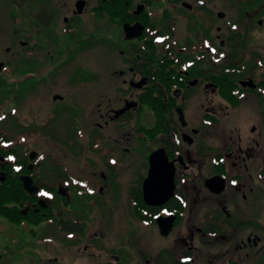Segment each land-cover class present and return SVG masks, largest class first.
Listing matches in <instances>:
<instances>
[{
    "label": "flooded vegetation",
    "instance_id": "obj_1",
    "mask_svg": "<svg viewBox=\"0 0 264 264\" xmlns=\"http://www.w3.org/2000/svg\"><path fill=\"white\" fill-rule=\"evenodd\" d=\"M60 1L39 0L30 32L23 14L13 16L19 28L0 38V183L17 179L38 202L29 206L55 214L48 223L75 237L56 234L74 248L71 264H126L103 228L86 234L78 222L95 207L97 223L114 221L139 256V239L151 238L149 264H239L240 253L264 262L263 239L248 227L264 219V30L246 36L249 58L236 63L243 41L214 0H85L82 15L84 0ZM89 49L103 55L94 74L79 61ZM77 104L92 139L94 131L112 144L85 166L53 159L65 137L45 130L56 114L75 120ZM137 142L149 147L134 181ZM217 178L221 193L208 185ZM107 195L123 205L103 207Z\"/></svg>",
    "mask_w": 264,
    "mask_h": 264
},
{
    "label": "rangeland",
    "instance_id": "obj_2",
    "mask_svg": "<svg viewBox=\"0 0 264 264\" xmlns=\"http://www.w3.org/2000/svg\"><path fill=\"white\" fill-rule=\"evenodd\" d=\"M73 1L74 0H61L60 4L64 2L72 6ZM90 1L95 3V0ZM38 4L39 0H0V38L10 37V34L19 28V24H16L15 19L12 18L13 16H17V14H23L21 24H23L24 33L30 32L34 24L31 21L30 10L36 12ZM214 4L218 6L217 10H221L228 16L226 21L230 22L232 26L241 20L239 28L242 33H244V40L236 47L237 49H234L230 60L236 63L247 60L251 48H248L249 45L246 36L248 35L252 40L254 37H259L260 31L264 30V0H257L253 3L248 2V0H214ZM84 18H87V16ZM260 21L263 22L262 27L258 25ZM90 25L91 23H89L88 28ZM110 33H104L106 43L111 38ZM111 41L113 42V40ZM105 52L108 54L107 50ZM0 53H2L1 49ZM240 56L244 59L243 61L239 59ZM101 57H103V55L100 54L99 51L89 49V51L86 52V57L79 58V61L80 64L83 65L84 61L87 59V64L92 74H94L95 65L100 61ZM60 76L63 77L64 75L60 73ZM75 106L77 109L75 112H78L76 113L78 116L75 120L71 118L65 121L66 118L71 117L67 112L56 114L55 117L50 119L48 122L49 125L45 130L51 135L58 134L61 137H65V140H61L60 142L64 154L53 159H58V162L67 165L72 161H79L80 164L85 166V164L90 162L93 158L106 154L108 150L112 148V144L105 136L97 137L94 131L93 134L95 137L92 139L89 115L85 114L84 111L80 109L79 104ZM30 143L31 145H36L38 143L37 138L33 137L30 139ZM144 145L145 146L140 145L137 142L132 151V156L129 159L128 165L133 172L134 181L136 179L135 176L138 177L145 167L144 155L149 145ZM58 147L59 146L56 145V148ZM118 166L120 168L123 167L122 164H118ZM106 198L108 201L105 199L107 202H104L102 205L103 207L106 206L107 208L115 209L116 206L123 205V201L120 199L119 195H115V197L111 195L110 199L107 195ZM89 209H91V207ZM61 211L62 210L56 211L57 219L63 216ZM65 212L67 211L64 209V213ZM88 213L90 214L82 215L80 221H78L84 223L86 234L88 231L91 233V230L94 228L98 230L103 228L104 235H107L105 238L109 240L107 245L111 242V245L114 247L122 248L121 254L126 264H149L146 258H150V253L153 248L150 243L151 238L147 234H144L143 237L139 239V252L136 249L138 253H141L139 256L133 249L134 245L131 244L134 239H129L128 236L125 235L128 239L123 240L124 235L120 232V229H118L114 221L107 220L103 223H97L101 218L98 216L100 212L96 207L93 213L91 210ZM74 218L77 219V217ZM74 218H72V221ZM242 218L247 221L244 216H242ZM253 221L252 223L249 222L248 227L263 239L264 245V219L262 221L260 219L259 221ZM58 233H61V229H59L57 223H48V225L43 224L37 227H31L29 225L13 226L6 219H0V262L3 264H56L52 260H58L59 264H71L70 261L74 255V248L68 244L70 242L66 239L63 240L57 237L56 234ZM61 236L63 238L67 237L70 241L75 238L74 236H67L65 233ZM101 242L103 243L104 240L101 239ZM239 256L241 259L244 258L241 261L242 263L239 264H264L261 257L257 258V256H251L250 258L252 259H246L244 253H240ZM104 259H106V257H104ZM98 264L101 263L98 262Z\"/></svg>",
    "mask_w": 264,
    "mask_h": 264
},
{
    "label": "trees",
    "instance_id": "obj_3",
    "mask_svg": "<svg viewBox=\"0 0 264 264\" xmlns=\"http://www.w3.org/2000/svg\"><path fill=\"white\" fill-rule=\"evenodd\" d=\"M257 0H248V2L253 3ZM241 20L236 24H233L235 31L237 32L236 37L243 41L244 33L240 30ZM10 167V166H8ZM28 203H38L32 200H29V196L22 189V185L15 178H10L4 183H0V219H6L13 226H39L48 221L54 220L55 214H52L48 210L46 215L44 211H36V208L29 206ZM72 231V230H71ZM65 230V232H71ZM0 264H3L0 262Z\"/></svg>",
    "mask_w": 264,
    "mask_h": 264
},
{
    "label": "water",
    "instance_id": "obj_4",
    "mask_svg": "<svg viewBox=\"0 0 264 264\" xmlns=\"http://www.w3.org/2000/svg\"><path fill=\"white\" fill-rule=\"evenodd\" d=\"M85 6H86V1H81L77 4V10H78V14L82 15L84 14V9H85ZM225 15H223V13H220L219 14V17H223ZM259 24L261 25L262 22H259ZM258 24V25H259ZM125 30H127V33H128V39H131L132 37H134L131 33H132V30L133 29H129L128 26H126ZM248 85L251 86V88L255 89V85L253 82H250L248 83ZM32 159H34L32 157ZM2 160V158H1ZM152 172L150 173V176H152ZM219 178L215 179L214 181H211L208 185L210 186L211 190L217 193H221L224 191L225 189V186L223 184V182H220L218 180ZM1 180H4L3 178H1ZM24 182V187L25 189L27 190V192H29L31 195H36L38 193V187L36 186V184L33 183V181H31L30 179L28 178H24L23 180ZM153 190V188H152ZM43 205V207H45V204L42 202L41 203ZM159 223H161V231L163 232L164 235L168 236L170 231H171V226L169 227L168 225H164V223H162V221H160ZM166 224V223H165Z\"/></svg>",
    "mask_w": 264,
    "mask_h": 264
}]
</instances>
